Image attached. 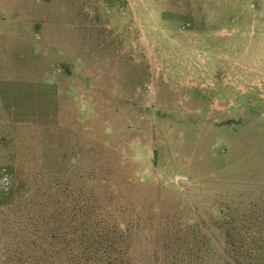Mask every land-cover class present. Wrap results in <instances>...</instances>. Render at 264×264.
Segmentation results:
<instances>
[{
  "label": "rangeland",
  "instance_id": "rangeland-1",
  "mask_svg": "<svg viewBox=\"0 0 264 264\" xmlns=\"http://www.w3.org/2000/svg\"><path fill=\"white\" fill-rule=\"evenodd\" d=\"M3 173L0 264H264V0H0Z\"/></svg>",
  "mask_w": 264,
  "mask_h": 264
},
{
  "label": "built area",
  "instance_id": "built-area-1",
  "mask_svg": "<svg viewBox=\"0 0 264 264\" xmlns=\"http://www.w3.org/2000/svg\"><path fill=\"white\" fill-rule=\"evenodd\" d=\"M10 185L9 176L5 173L0 178V188H6Z\"/></svg>",
  "mask_w": 264,
  "mask_h": 264
},
{
  "label": "water",
  "instance_id": "water-1",
  "mask_svg": "<svg viewBox=\"0 0 264 264\" xmlns=\"http://www.w3.org/2000/svg\"><path fill=\"white\" fill-rule=\"evenodd\" d=\"M177 182H178V184H180V186H183V184H184L182 179L177 180Z\"/></svg>",
  "mask_w": 264,
  "mask_h": 264
},
{
  "label": "crops",
  "instance_id": "crops-1",
  "mask_svg": "<svg viewBox=\"0 0 264 264\" xmlns=\"http://www.w3.org/2000/svg\"><path fill=\"white\" fill-rule=\"evenodd\" d=\"M182 179V178H181ZM177 180H179V179H177ZM183 180V182L185 183V180L184 179H182Z\"/></svg>",
  "mask_w": 264,
  "mask_h": 264
}]
</instances>
